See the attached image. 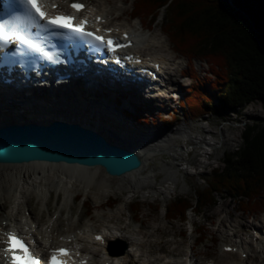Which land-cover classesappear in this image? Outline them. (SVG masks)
Wrapping results in <instances>:
<instances>
[{
    "label": "rangeland",
    "instance_id": "1",
    "mask_svg": "<svg viewBox=\"0 0 264 264\" xmlns=\"http://www.w3.org/2000/svg\"><path fill=\"white\" fill-rule=\"evenodd\" d=\"M85 1L94 4L93 8H99L108 16V20L119 16V20L113 22L115 25L122 24L127 28L131 27L132 30L137 29L138 31L135 33L139 32L138 21L127 18L132 2L135 0ZM162 19L163 13L155 21L151 30L141 32L142 37L159 43L160 48L163 47L160 49L157 45V49L164 52H154L158 57H165L168 53L178 58L176 63L178 69L182 68L187 75L196 73L202 81L208 73V65L197 60L188 65L185 59L170 50L169 42L160 30ZM143 45L140 43L138 47L142 48ZM189 75L187 77L177 76L179 84L171 93L172 100L166 99L165 102H161L159 98L143 100V104L136 106V111L132 114L133 117L127 119L130 124L138 125L139 129L144 128L149 131L135 134L136 141L133 140L135 143L138 142V145L149 146L152 149L159 145V149L157 148L155 152L150 150V158L144 166L145 172L135 175L137 179L135 178L136 181L132 183V186L108 177L105 175V171H98L95 174L97 182L106 181L110 184L105 187V193L108 196L100 204L93 203L97 198L96 191L92 188L96 186L95 181L87 189L88 192L77 187L75 191L77 196L69 199L66 206L62 204L64 201L62 193L54 187L50 188L45 199H40L36 193L32 192L29 208L32 209L36 217L45 222L47 216L57 214L59 223L57 233L59 234H65L69 222H72L79 232L85 228H91L92 231H99L106 227L115 229L119 225L135 231L143 228L142 234L152 233L150 237L152 246H139L141 255L137 256L138 259L135 260L137 264H145L144 260L147 257H157L164 262L170 255H173L178 261H182L183 254L190 246L193 247L192 252L199 260V264H233V261L239 260V256L221 252L222 244L225 241L232 238L233 240L251 239L253 234L258 233L255 229H260L261 241L264 243V211L254 217L240 210L236 201L225 194L217 195L216 204L202 210L199 220L205 226L206 235L201 244L193 243L196 234L192 231L196 228L198 217H194L192 211L188 210L186 219L182 221H178V219L167 221L164 217L166 204L177 196L193 198L194 191L205 185L204 179L209 177L210 169L223 165L224 154L240 149L242 146L241 135L245 126L264 120V103L258 101L250 102L241 108L238 107L234 112L225 116L210 113L197 119L187 116L183 113L178 101L190 84ZM135 116L139 118V120L137 119L139 122L135 121ZM173 116L177 119L174 120L175 123L171 127H159V125L164 126L162 121L164 118L169 120ZM175 152L178 153L175 154L176 158L172 156ZM55 175L48 172L51 179L56 180ZM20 188L22 191L24 190L21 186ZM21 200L23 201L22 198ZM112 200L115 201V204L112 208H107L105 205ZM134 201L139 207V213L135 216L129 206ZM192 202L194 204L193 199ZM86 204L92 208L90 213H86ZM6 206H8V202H5L3 211L8 209ZM22 208V215H27L26 206H22ZM156 228L159 230L155 232ZM142 234L135 235L140 242L146 240ZM125 248L132 251V248H128V245L120 240L113 239L112 245H110V249L115 253L121 254ZM95 249L99 250V247L97 246ZM257 249L262 251L260 246ZM261 253L254 254L252 251L250 263L264 264ZM98 257H103L102 252ZM96 259L95 262L101 264V259Z\"/></svg>",
    "mask_w": 264,
    "mask_h": 264
},
{
    "label": "trees",
    "instance_id": "2",
    "mask_svg": "<svg viewBox=\"0 0 264 264\" xmlns=\"http://www.w3.org/2000/svg\"><path fill=\"white\" fill-rule=\"evenodd\" d=\"M161 13L160 30L171 48L188 65L194 60L208 65L202 81L196 73L190 76L179 100L183 113L196 119L225 116L250 102L264 103V0H135L130 15L152 29ZM241 137L240 149L224 154L223 165L210 169L193 198L177 196L165 205L167 221L186 219L188 210L201 219L202 210L215 205L220 194L250 214L264 209V120L245 126ZM130 207L134 216L139 213L136 201ZM85 208L92 211L88 204ZM196 232L201 243L206 235L201 222Z\"/></svg>",
    "mask_w": 264,
    "mask_h": 264
},
{
    "label": "bare ground",
    "instance_id": "3",
    "mask_svg": "<svg viewBox=\"0 0 264 264\" xmlns=\"http://www.w3.org/2000/svg\"><path fill=\"white\" fill-rule=\"evenodd\" d=\"M43 1H51L55 3L58 8H63L65 6V2L69 0ZM93 6L94 4H89L88 10L91 12L96 11V14L103 15L101 11L93 10ZM138 20L143 25L142 20ZM116 27L117 26H115V28ZM135 32L136 30L132 33V37L138 38V40L144 44L142 49L149 52L147 55L151 54L150 52H163L160 50L163 47L160 48V45H158L159 43L157 44V42L148 39H141V35ZM157 45L158 48H160L159 50L157 49ZM132 52L135 51L132 50ZM136 52H138V50ZM158 60L168 64L167 68L169 69L168 79L170 80L171 86H164L163 89L165 88V90H163V93H158L156 95V99L159 98L161 102H165L167 101L166 99H173L171 97V93L175 89V86L179 84L177 76L180 75V69H178L173 56L168 53H166L165 57H162L161 59L158 58ZM2 92L3 90L0 88V126L7 124L12 125L16 123L26 124L30 122L47 124L51 120L54 121L56 118L62 116L67 123L80 124L83 127L94 129L95 132L101 134L109 141V143L122 146L125 149L136 152L142 158L139 170L136 169L135 171L133 170V172L131 171L126 174H121L120 176H109L108 173L105 174L108 177L118 179L122 181V183H126L129 186H132V183L136 181L137 177L135 175H141L145 172L144 166L146 161L150 158V150L155 152V150L159 147V145H157L154 149H152V147L149 146L138 145V142L135 143V134L142 131L143 133L149 132L144 128H140V131L138 125H134L133 123L130 124L127 120L129 117H133L132 114L135 113L136 106L144 103L140 92H136V90L134 92L131 90L125 92L115 88L111 91L104 89L103 87L84 89L82 88V85L79 84L74 87V93L68 94V92L65 93L64 91L58 89H53L52 91L48 88L44 91L45 93L43 92V94L35 93L42 95V97L33 95L32 97L25 99V89H21L20 91H11L9 88H5L4 93H9L12 98V100L7 103H5V101L3 102L5 97ZM157 113L159 114V112ZM138 120L135 119L136 122H139ZM159 127H167V125H159ZM175 154L177 155L178 153L175 152L172 156L175 157ZM98 171L104 172V169L94 166L81 167L80 165H68L66 163L43 161L0 164V231L6 227L2 225V220L7 219L9 225L14 224L15 228L20 230L22 234L33 239L34 248L38 254H43L50 249H55L58 245H65L71 247L73 246L74 253L80 252L85 256H88L90 258L88 260V264H97L95 262L96 258H98L96 260L102 259L101 264H135V260L137 259L134 258L135 255H140L139 246H152V241L150 239L152 233L142 234L143 228L135 231L134 229L131 230L127 227H121L119 225L115 229L106 227L98 232H92L91 228H85L79 232L78 228L72 224V222H69L68 229L65 234H59L57 233L59 224L57 214L47 216L46 221L42 222L39 217H36L32 209L29 208V200L31 199L30 194L32 192L36 193V196L40 199H45L47 194L50 192V188L54 187L58 190V192L62 193L64 200L62 204L66 206L69 199H73L77 196L75 192L77 187H80L79 189L84 192H88L87 189L92 186L94 181L96 182V186L92 188L96 191L97 198L93 203L100 204L108 196V194L105 193V187L110 186V184L106 181L97 182L95 174ZM48 172L56 174V180L54 178L51 179V177L48 176ZM20 186L22 188L27 187V193H24ZM73 192L75 193L73 194ZM20 198L25 199L27 206L26 210L28 213L23 216L19 212L12 219L10 217V213L14 211L18 199ZM5 202H8V206H6L8 209L6 208L3 211L5 208ZM116 215L113 216L116 217ZM157 230L159 229L156 228L155 232ZM100 232H103L106 236H108L107 240L105 239L106 245L101 247L100 242L94 241V236ZM137 234L144 235L146 240L144 242H140L135 237ZM2 238L3 237L0 234V242H2ZM113 239L124 242L128 245V248H132V251L125 248L122 254H115V252L108 249V246L111 245ZM255 239H259V241H261V236ZM224 245H227V243ZM258 245L264 249L263 243H258ZM97 246L99 247V250L95 249ZM100 252H102L103 255L101 258L98 257ZM223 253L234 254L230 252ZM192 255L194 256V264H199V260L195 257L193 252ZM170 256L175 258L173 255ZM182 261L174 260L172 261V264H182ZM167 262L168 261L164 263L160 262L157 257H147L145 260L146 264H168ZM239 262L240 261L237 259L236 262L233 261V264H239Z\"/></svg>",
    "mask_w": 264,
    "mask_h": 264
},
{
    "label": "water",
    "instance_id": "4",
    "mask_svg": "<svg viewBox=\"0 0 264 264\" xmlns=\"http://www.w3.org/2000/svg\"><path fill=\"white\" fill-rule=\"evenodd\" d=\"M134 151L109 143L94 129L63 120L0 126V164L30 161L101 167L120 176L141 166Z\"/></svg>",
    "mask_w": 264,
    "mask_h": 264
},
{
    "label": "snow or ice",
    "instance_id": "5",
    "mask_svg": "<svg viewBox=\"0 0 264 264\" xmlns=\"http://www.w3.org/2000/svg\"><path fill=\"white\" fill-rule=\"evenodd\" d=\"M10 7L12 8V12L17 14L14 17L16 20L25 19L33 24L39 20L42 21V23L38 25L41 28L51 27L67 29L71 32L90 37L97 42L106 44L109 51L113 49V41L111 39L105 40L103 37L95 35L93 32L87 31L84 28L86 24L85 20H81L79 23H73L74 18L71 16L62 14H57L55 16L48 15L44 11L43 0H10ZM71 7L79 10L82 5L73 3ZM10 23V20L0 21V50L6 47L7 43L15 41L17 50L23 45L30 50L42 53V55L49 60L52 59L49 51H45L42 47H38L18 26L15 27L13 31L9 32L8 27ZM116 46L119 47V45ZM6 235V247L3 251L10 257V264H39V260L33 255L27 243L21 237L11 232ZM96 239L99 240L101 238L97 236ZM67 255V249H55L48 258V264H68L66 260L61 259V257ZM81 264H83V262H81Z\"/></svg>",
    "mask_w": 264,
    "mask_h": 264
}]
</instances>
